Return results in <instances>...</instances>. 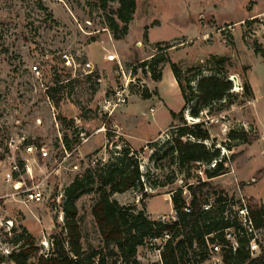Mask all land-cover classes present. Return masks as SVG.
I'll list each match as a JSON object with an SVG mask.
<instances>
[{"label": "rangeland", "instance_id": "obj_1", "mask_svg": "<svg viewBox=\"0 0 264 264\" xmlns=\"http://www.w3.org/2000/svg\"><path fill=\"white\" fill-rule=\"evenodd\" d=\"M119 7L113 2L102 9L97 0H0V264H8L2 257L15 249L9 240L16 237L14 228L19 232L27 228L36 237L39 253H46L48 240L65 223L63 204L69 187L87 169L114 163L125 148L139 154L144 189L115 193L113 199L141 208L146 192L151 218H178L173 192L208 178L199 167L179 171L168 159L153 157L172 137L177 123L172 113L184 106L169 63L156 67L163 73L161 81L153 79L151 67L144 71L141 66L161 55L184 71L196 66L205 75L219 69L229 79L237 77L232 80L239 94L234 105L207 118L216 147L235 159L228 174L209 180L222 187L229 199H236L232 208L241 197L248 198L240 191L264 202V0H137L128 35L116 40L110 18L118 19ZM168 45L174 46L161 54ZM64 51L80 63L77 72L65 66ZM87 61L99 76H86ZM36 64L42 79L31 70ZM57 76L64 85L59 106L47 95ZM125 83H129L127 103L111 117L103 114L105 98ZM245 83L251 84L253 97L243 95ZM60 116L75 122L65 125ZM185 117L190 122L188 112ZM231 129L248 131L250 143L230 140ZM65 134L74 141L72 150L66 148ZM13 139L20 147L19 162L30 160L34 179L27 174L26 180L45 184L43 200L26 203L23 195L13 196L15 191L4 181L3 156ZM29 145L34 151L27 150ZM42 147L48 156H43ZM93 200L92 194H86L79 203L86 249L100 242L91 212ZM165 243L149 239L138 258L144 264H162L157 250ZM257 243L255 256L264 252V229L258 231ZM209 254L199 264H217L218 255ZM191 258L187 255L183 264H195Z\"/></svg>", "mask_w": 264, "mask_h": 264}, {"label": "trees", "instance_id": "obj_2", "mask_svg": "<svg viewBox=\"0 0 264 264\" xmlns=\"http://www.w3.org/2000/svg\"><path fill=\"white\" fill-rule=\"evenodd\" d=\"M99 7L108 9L110 3L119 2L120 7L115 11L118 19L110 18L111 28L116 40L125 39L129 33V24L133 20L137 8V0H97ZM124 24L123 26L121 24ZM168 45L161 48H171ZM161 47V44H158ZM163 52V53H162ZM159 56V55H156ZM155 56V57H156ZM169 63L184 98V106L180 112H173L177 121L173 125L172 137L162 148H157L153 154L156 161L168 159L169 164H175L179 171L191 170L194 166L204 169L207 180L199 178L198 183H186L172 195L174 211L178 218L173 221L153 219L147 214L145 199L146 192L142 195L141 208L139 205H122L113 199L115 193L126 192L130 189H144V173L141 171L139 154L130 148L123 149L122 155L111 165L89 168L82 177H78L67 191V198L63 204L66 214L65 223L61 230L52 238V247L46 253H39L36 237L25 227L14 228L15 238H10L15 249L2 259L8 264H144L138 258L140 247L149 239H162L166 234L170 238L161 249L162 264H183L185 257L192 255L195 264L209 259V243L218 241L224 245L221 255L222 264H264V252L254 256L250 250L253 235L246 231L238 234L237 249L229 247L223 229L238 226L237 212L230 208L233 222L226 220L225 212L236 202L228 197L226 191L219 185H214L211 180L229 173V163L235 155L227 157L222 155L216 141L212 138L210 119L211 116L220 115L230 109L239 94L234 91V83L227 75H221L219 69L205 75L200 67H190L184 71L182 67L161 55L149 63H141L151 67L153 79L161 81L162 71L156 68L162 63ZM211 62V61H208ZM146 67V68H147ZM194 72L186 76V73ZM99 76L98 73L88 75ZM245 97H253V88L250 83L243 86ZM64 92L63 81L57 76L55 85L47 89V95L54 100L56 105L62 101ZM157 92V91H156ZM218 106V108H216ZM196 122L190 123L185 113ZM65 125L74 124L60 116ZM230 140H239L250 143L249 132L246 130L231 129L228 133ZM64 141L68 150L73 149L74 141L65 134ZM211 144H207V142ZM77 142H79L77 140ZM77 144V143H76ZM143 151V149H142ZM215 167H211L212 163ZM188 191V196L184 192ZM94 196L91 212L99 231L100 242L98 245L86 249L83 245V234L79 220V203L83 195ZM216 196V205L211 210H205L204 204L210 196ZM190 201V212L186 211L187 200ZM250 215L258 230L264 229V204L253 197L247 199ZM232 203V204H231ZM238 203V202H237Z\"/></svg>", "mask_w": 264, "mask_h": 264}, {"label": "built area", "instance_id": "obj_3", "mask_svg": "<svg viewBox=\"0 0 264 264\" xmlns=\"http://www.w3.org/2000/svg\"><path fill=\"white\" fill-rule=\"evenodd\" d=\"M61 58L65 64V66L72 70L74 73L77 72L78 68L80 67V63L77 62L75 56L72 55L71 52L69 51H64L61 54ZM94 67L95 65L87 61L85 63V71H86V76L91 75L94 73ZM31 70L33 74L38 78L42 79V69L40 68V65L36 64L33 67H31ZM232 80V79H231ZM234 81V80H233ZM128 89H129V83L124 84L123 87L117 88L115 90V93L112 94L111 96L105 98L104 103L101 104L100 111L111 117L115 114V111L117 108L125 105L128 100ZM190 123L196 122L194 118L191 117ZM17 149L19 150L20 147L15 145V140H11L9 143V149L4 153L3 156V165L5 166V174H4V181L12 186L13 190L15 191L12 195L13 196H19L23 195L24 197V202L29 203V202H35V201H40L45 198V184L43 183H34L35 181H32L31 184L26 180V175L28 174L31 176V180L34 179L32 176L31 172V167L29 163V159L25 160V163L22 164V162H19L17 158ZM35 147L33 145H29L27 150L34 151ZM43 156H48L49 152L46 147H42L41 149ZM216 163H212L211 167H215ZM24 171H27L25 173ZM30 178V177H29ZM174 193V192H173ZM185 196H188V191L184 192ZM216 196H210L208 198V201L204 204V209L205 210H211L214 205H216ZM233 206V205H231ZM230 204H228V209L225 212V218L226 220H231L233 222L234 218L230 216V208H232ZM237 207V208H236ZM234 211L237 212V222L238 226H229L223 229L225 238L227 242L230 243L231 246L233 247L234 250L237 249L238 242H237V237L238 234H241L243 232H247L248 234L253 235V239L250 243V250L252 254L254 255L255 252H257L259 249L258 243H257V233L258 229L255 227V224L253 222V219L250 215V210L248 207V203L246 198L241 197L240 200L238 201V205L234 206L232 208ZM186 211L190 212V201L189 198L187 200V206L185 208ZM163 221H166V217H162ZM173 220H176V217L173 218ZM9 224L13 225V222L10 220L8 221ZM170 238V234H166L162 240L167 241ZM158 239H154V241H157ZM47 252L50 250L52 247V238L48 240L47 245H45ZM209 247L212 253L218 255L215 257L216 263L217 264H222L223 263V257L221 255V252L223 251L224 245L221 242L215 241L212 243H209ZM159 255V261L162 262L161 259V249L157 250ZM255 256V255H254Z\"/></svg>", "mask_w": 264, "mask_h": 264}, {"label": "crops", "instance_id": "obj_4", "mask_svg": "<svg viewBox=\"0 0 264 264\" xmlns=\"http://www.w3.org/2000/svg\"><path fill=\"white\" fill-rule=\"evenodd\" d=\"M240 195L241 196H243V195H245L246 197H253V196H250V195H248V194H245V193H243V192H241L240 191ZM253 198H255V197H253ZM256 199V198H255ZM257 200V199H256ZM258 202H260V203H262V204H264V202H262V201H260V200H257Z\"/></svg>", "mask_w": 264, "mask_h": 264}, {"label": "water", "instance_id": "obj_5", "mask_svg": "<svg viewBox=\"0 0 264 264\" xmlns=\"http://www.w3.org/2000/svg\"><path fill=\"white\" fill-rule=\"evenodd\" d=\"M237 79V77L235 76V77H233V79L232 80H236Z\"/></svg>", "mask_w": 264, "mask_h": 264}]
</instances>
